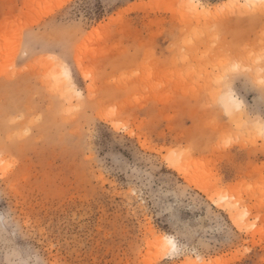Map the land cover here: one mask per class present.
Segmentation results:
<instances>
[{
  "label": "rangeland",
  "instance_id": "1",
  "mask_svg": "<svg viewBox=\"0 0 264 264\" xmlns=\"http://www.w3.org/2000/svg\"><path fill=\"white\" fill-rule=\"evenodd\" d=\"M60 1L0 0V259L264 264V21L244 0ZM153 233L178 251L153 260Z\"/></svg>",
  "mask_w": 264,
  "mask_h": 264
},
{
  "label": "bare ground",
  "instance_id": "2",
  "mask_svg": "<svg viewBox=\"0 0 264 264\" xmlns=\"http://www.w3.org/2000/svg\"><path fill=\"white\" fill-rule=\"evenodd\" d=\"M68 1L69 0H61L58 6L64 5ZM175 1H178V0H175ZM184 1H185V3L182 4V7H184L185 9H187V8L188 9L194 8L195 5L196 6H199V3L196 2L195 0H184ZM244 2H245V4H247L248 3V0H244ZM51 10L46 11L42 16L39 17V19H42V18L48 16L50 14V11ZM14 51L15 50H8V51H6V53H11V52H14ZM50 65H53V64H50ZM50 67H52V66H50ZM53 68H51V69H53ZM53 73H54L55 76L51 77L52 80H50L51 83H53L52 84L53 87H55L57 90L62 89V91H64L63 88H64V85H65V81L67 82L66 79L68 78V74H67L66 70L60 69V71H59V70L55 69V72H53ZM227 101H228L230 107H232L233 109L238 110V111L241 110L240 102L238 101L237 98H235L234 96H232L230 93L227 96ZM225 206H227V208H228V205H225ZM229 213H231V212H229ZM231 218L234 220V222L236 224H238L239 222H242V220H243L242 217L239 216L237 212L234 215H232ZM239 225H240V223H239ZM151 238L152 239H150V238L147 239L146 240V243H147V245H149V246L152 245L154 247V250L156 252V255L153 258V260H157V259L165 256L166 253L171 254V246L174 243V241L172 240V238L166 237V236H163V235H155L154 233L151 234ZM150 263H151V261H150ZM190 264H194V261L192 260Z\"/></svg>",
  "mask_w": 264,
  "mask_h": 264
},
{
  "label": "snow or ice",
  "instance_id": "3",
  "mask_svg": "<svg viewBox=\"0 0 264 264\" xmlns=\"http://www.w3.org/2000/svg\"><path fill=\"white\" fill-rule=\"evenodd\" d=\"M245 7L249 10L250 13L254 15H259L261 20L264 21V0H248V3L245 5ZM37 55L41 58L46 57L49 60H58L61 63H64L65 61V57L61 55L58 51L53 49H47L42 51L38 48ZM261 58L264 59V53H262ZM259 83L261 85V119L259 121V128L261 136H264V79H261ZM0 223H4V218L2 216H0ZM5 231H8L7 226L5 227ZM12 234L15 235L16 233L13 232ZM7 244L8 241L5 240V247H7ZM16 247L21 250V255L15 258L10 256L6 260L0 259V264H41L38 258L34 260L31 256H29L27 259H25L22 254L23 246L17 243ZM176 251H178L177 245L173 243L171 246V253L174 254ZM165 255L167 257L169 254L166 253ZM165 264H169V262L166 260Z\"/></svg>",
  "mask_w": 264,
  "mask_h": 264
}]
</instances>
